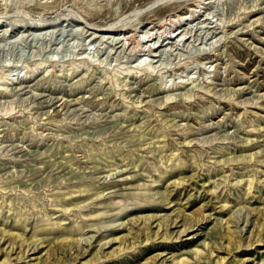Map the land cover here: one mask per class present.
I'll list each match as a JSON object with an SVG mask.
<instances>
[{"label": "rangeland", "instance_id": "rangeland-1", "mask_svg": "<svg viewBox=\"0 0 264 264\" xmlns=\"http://www.w3.org/2000/svg\"><path fill=\"white\" fill-rule=\"evenodd\" d=\"M1 236L0 264H264V0H0Z\"/></svg>", "mask_w": 264, "mask_h": 264}, {"label": "bare ground", "instance_id": "bare-ground-1", "mask_svg": "<svg viewBox=\"0 0 264 264\" xmlns=\"http://www.w3.org/2000/svg\"><path fill=\"white\" fill-rule=\"evenodd\" d=\"M178 18L181 20V19H188V14L187 15H178ZM54 22V21H53ZM53 22H49V21H41V19H40V21L38 22V25L39 26H41V27H44V28H46L47 26H49V25H54V23ZM173 22V21H172ZM170 23V22H169ZM171 24V23H170ZM165 26V25H164ZM97 27V26H96ZM97 31H104V30H106V27L104 28V27H98L97 29H96ZM108 30V29H107ZM110 30H112V29H110ZM109 31V30H108ZM173 33V32H172ZM126 35V34H125ZM172 35L173 34H171L170 35V38L172 37ZM177 35H179V34H177ZM136 36V35H135ZM124 38H126L128 41L130 40L131 42H133V33L132 34H128L126 37H124ZM125 39V40H126ZM135 41V40H134ZM135 43V42H134ZM149 49H150V51L152 50V48H151V46H149ZM121 173H122V171H121ZM120 174V173H119ZM163 196V195H162ZM161 196V197H162ZM160 197V196H159ZM160 202H162V203H169V202H166V197L165 196H163L162 198H160V200H159ZM173 222L174 223H177V221L176 220H173ZM93 225V224H92ZM159 228H161V226L159 227ZM92 230V229H91ZM118 230H119V228H118ZM189 231V230H188ZM102 235V234H101ZM105 236H107V235H102V236H100V238H99V240L100 239H102V238H105ZM93 237H95V236H91V239L93 238ZM99 237V236H98ZM89 239V238H88ZM1 241H4L5 242V240H4V237L3 236H1L0 237V242ZM79 241L81 242V237L79 238ZM90 241V240H89ZM92 241V240H91ZM87 244H90L89 242H87ZM30 249H35L33 246L32 247H30ZM258 250V249H257ZM239 252V251H238ZM140 255V254H139ZM2 258V257H1Z\"/></svg>", "mask_w": 264, "mask_h": 264}]
</instances>
